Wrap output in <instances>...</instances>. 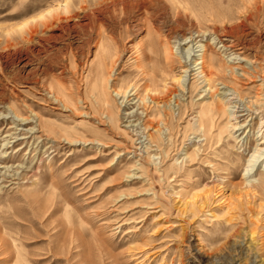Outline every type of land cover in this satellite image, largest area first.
Segmentation results:
<instances>
[{"label":"rangeland","instance_id":"rangeland-1","mask_svg":"<svg viewBox=\"0 0 264 264\" xmlns=\"http://www.w3.org/2000/svg\"><path fill=\"white\" fill-rule=\"evenodd\" d=\"M246 1L204 2L230 8L237 22ZM164 4L156 13L148 0H0V264H264V191L230 207L264 140V0L255 25L223 32L205 21L197 38L209 44L217 33L224 42L212 46H234L238 74L250 66L260 73L228 79L244 102L233 99L236 119L222 111L208 140L198 131L211 101L205 83L186 75L183 90L177 62L160 81L163 62L147 45L173 19ZM183 30L198 35L191 18ZM115 50L114 87L144 95L156 74L176 94L163 91L159 106L149 97L122 106L111 93L120 114L108 124L95 79ZM156 128L162 137L151 142L145 135ZM263 160L249 175L264 174ZM205 190L210 199L199 205Z\"/></svg>","mask_w":264,"mask_h":264},{"label":"bare ground","instance_id":"bare-ground-1","mask_svg":"<svg viewBox=\"0 0 264 264\" xmlns=\"http://www.w3.org/2000/svg\"><path fill=\"white\" fill-rule=\"evenodd\" d=\"M165 1L168 2L170 7H173L172 8L173 19L170 22V24L169 21L166 19L161 22L162 24L161 26L157 25L155 27L154 25L155 27L154 31H152L150 42L147 45L149 47V50L157 55V60L161 63L163 62V67L159 68L161 74L160 76H162L160 81L166 80V75H167L166 71L168 66H171L172 63L174 62H177L180 63L181 64L180 66L184 68L183 70H181V72H184L185 74L179 76L177 79H175V81L178 82V84L181 86V88H183V90L186 83V75L192 74L194 75V78H196L197 80L201 79L202 82L205 83L204 91H209V93H211L210 96L211 101L207 102V104L206 103L203 104V108L199 112L198 131L201 130L203 136L205 137V140H208L209 136L212 133V129L216 126L215 118L218 117L219 114L223 111V113H227L230 117H232L231 119H236L234 111L229 109L230 107H235L232 104L233 99L243 101L242 95L240 94V91L238 90L237 86H235V84H231L230 82H228V79L237 80L238 77L241 79L246 77L253 78L259 76L258 74H260L258 73V70H256V68L251 66L248 67L247 69L241 70V74H238L239 73L237 72L238 66L231 65L234 62L231 59H237L236 56H238L234 52L235 50H233L234 46H232L231 44H227L225 42L219 46L218 50L222 49L220 52H218V50L215 49L216 45L215 47L212 46L214 43L224 42V40L218 37V34L216 33L215 29L220 28L223 32H229L232 29H235L239 26H244V25L248 26L253 24L255 25L257 23L256 21L259 20V16H260L259 15L260 0H250V1L248 0V2L246 1L247 3L243 8L245 10L242 15V18H240L237 22H233L234 17L232 16L231 9L230 8L221 9L220 2H217L216 4L209 2L205 3L204 2L205 0H165ZM148 2L150 3V5L155 6L154 8L156 13L161 10H163L162 11L163 13L166 9V6H168L165 5L166 3L164 4V0H148ZM59 6L62 7V4H60ZM67 6L68 4L66 1L63 6L64 9H67ZM55 9L56 8L49 9L47 10V13H51ZM44 14L45 13L41 12L39 16H42ZM157 16L159 17V13ZM189 18L195 21L196 32L198 33L197 37H194L191 30L189 32L183 30V27L186 25V19ZM205 21L213 22L211 24L214 26L215 28L214 30L216 33V36L211 38L212 41L209 44L202 43L201 39L197 40L199 36H203V34L208 31L206 29L207 23ZM218 23L220 25L217 28ZM163 27H168V33H163L162 31ZM213 40H218V41L216 42ZM260 41L261 40L258 39L259 43ZM196 48L198 49L196 50ZM116 57H117L116 50L113 51L112 53L106 54L105 59L102 60V62L99 63L98 65L99 68L95 79V89L98 88L99 91L98 98L96 101L97 103L100 104L102 108L101 113L102 115H105L106 117L105 120L108 122V124L109 123L116 124L119 121V118H117V116L120 114L119 113L120 109L117 108L118 106H116L117 96H120V98H122L120 105L124 103V106L130 105L129 104L131 103L130 101L133 100L134 98H137L138 99L137 101H140L141 103H145L147 100L146 97H149V99L154 105L159 106L161 102L164 103L166 102V99H164L165 95L163 91H172L170 92L171 98L173 94H176V90H174L169 85L164 84V86L161 89L159 87V84H157L159 80L157 79L156 74L149 79L150 83L147 85L149 89L148 91H146L144 95L139 94L137 91L138 89L134 85H132V88H136V89L132 94H130V90H127L126 88L124 89L122 87L121 88L114 87L113 84L111 83V78L113 76L114 68L116 65V59H115ZM246 63H248V60ZM262 80L263 81L259 85L262 88H264V78H262ZM220 84L223 85L222 92H219V89H221L219 88ZM111 93L114 94L116 98H112L113 96L111 97ZM130 95H134V97L130 99ZM224 98H227L226 102L223 101ZM126 114H128V119H129L131 112H127ZM14 115L19 119V121L26 120L20 118L19 114L17 113H14ZM129 122H131V120H129ZM230 124H231L230 127L235 129L238 126V123L236 122H232ZM32 129H34V127L30 128V130ZM258 129H259L258 131L261 132L262 127H259ZM154 130H155L154 134L152 132V133H146L145 135L151 142L155 141L154 138L162 137V133H161L162 131L160 128H156ZM48 133L50 132L48 131ZM263 142L256 143L252 149V152L247 158L245 165V173H244L246 177L243 182L244 183L246 182L248 184L245 185L246 186L245 190L241 192V194L237 197V202L235 200L237 205L233 204V206H230L232 209L235 208L237 209L238 205L245 206L247 204H250L253 201V199H255L259 194H261V192L264 191V174L263 173L260 174L258 178H254V176L249 175L253 167L255 166L256 162L260 159V157H262V155H264V147L260 146V144ZM262 165H264V160ZM197 197H198L197 202H199V205H203L210 199V193L205 190L202 195H199ZM191 205L193 206L194 203H191ZM227 219H228L227 221L230 220L229 216ZM18 256H21V254L19 253ZM20 259L21 260L18 261L17 264H27L31 262L25 257ZM34 262H37V260H34Z\"/></svg>","mask_w":264,"mask_h":264}]
</instances>
